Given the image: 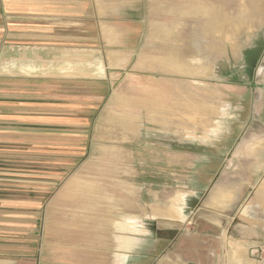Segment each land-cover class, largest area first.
<instances>
[{"label":"crops","instance_id":"crops-1","mask_svg":"<svg viewBox=\"0 0 264 264\" xmlns=\"http://www.w3.org/2000/svg\"><path fill=\"white\" fill-rule=\"evenodd\" d=\"M93 43L117 48L110 53L116 64L134 60L138 77L185 78L199 90H227L233 97L237 90L226 73L248 52L264 51V0H0V157L16 154L26 161L16 168L20 185L14 194L13 179L5 178L14 166L0 159V264H191L183 251H174L187 247L174 228L190 218L180 198L166 196L165 206H150L142 217L140 179L127 183L120 174L114 183L94 179L76 173L89 163L69 161L36 163L35 179L28 178L30 152L85 156L91 151L90 145H76L89 141L93 121L87 115L92 108L77 114L76 87L77 75L87 74L78 67L77 48L92 50ZM82 54L91 59L92 53ZM149 104L152 112L160 111L155 100ZM182 105L194 108L190 101ZM210 111L218 115L221 108ZM208 133L222 139L220 130ZM255 138L261 139L259 146L243 140L230 163L257 160L264 137ZM195 149L198 155L225 150ZM30 181L36 187L32 196ZM151 186L150 204L158 197ZM212 186L216 190L206 205L197 199L195 213L222 227L236 194L221 181ZM257 193L252 203L264 214V182ZM207 209L214 213H204ZM142 219L152 222L142 227ZM206 234L211 235L200 236Z\"/></svg>","mask_w":264,"mask_h":264},{"label":"rangeland","instance_id":"rangeland-1","mask_svg":"<svg viewBox=\"0 0 264 264\" xmlns=\"http://www.w3.org/2000/svg\"><path fill=\"white\" fill-rule=\"evenodd\" d=\"M128 48L131 49L132 44ZM77 51L78 62H82L78 67L87 70V74L77 75V114L80 115L84 109L89 111L92 108L87 115H90L93 121L92 126L88 128L91 133V137L87 139L89 141L84 143L78 140L76 145H90L91 151L86 152L85 156H54L51 153L38 156L30 152L27 161L29 180L35 179L37 172L32 168L36 163L68 161L74 164L89 163L90 165L84 171L76 173L86 174L94 179H102V181L108 179L114 183L117 174L123 176L127 183L128 180L138 182L140 179L141 186L137 187L141 189L142 217L147 216L145 213L150 206L153 209L165 206L166 196L180 198L179 205L189 211L190 218L174 226V228L178 227L183 242L187 243L186 248L181 249L182 247L178 246L174 251H178L179 255L183 254L185 261L191 264H197L196 262L198 264L199 262L203 264H264V214L260 218L248 219L251 217V214H248V207L253 205V200L247 199L246 195L249 190L254 191L253 196L258 194L264 182V176L256 185L250 181L252 161L239 159L235 163H230V159L226 160L227 155L221 159L216 153L218 151L211 149L215 158L220 160L221 184H225L231 189V193L236 194V196L233 194L236 201H231L230 205L233 208L224 213V216H233V225L226 224L227 229L231 226L228 233L225 232L227 229L224 230L219 225L208 224L202 218L198 219L195 213L202 195L208 190L207 192L212 196L216 190L212 189L209 192L208 186L202 185L199 180L202 179L207 166L212 165V156H208L209 153L198 155L195 148L208 146L229 148L227 144L229 141L224 136L231 135L238 126L239 122L235 119L238 112V102L235 100L237 97L229 96L227 90H221V92H214L208 88L199 90L185 78L168 75L167 77L162 75L159 80L154 77H138L133 72L134 60L131 59L129 65L116 64L110 53L117 51V48L106 47L105 44L93 43L92 50L86 48V51L85 48L78 46ZM84 52L92 53L91 59H81ZM214 61L221 63L219 65L221 69L227 68L223 60ZM237 63L238 66H243V60H237ZM237 72L239 74V69ZM158 74L154 72L152 75L159 76ZM236 82L238 84L244 82V76L239 74ZM149 100H155L156 108L160 111L152 112L155 107L149 106L151 102ZM188 101L190 106L194 105V111L182 105ZM159 104L165 105L159 106ZM213 106L221 108L218 115L210 111L214 108ZM219 117V121L214 123L213 120ZM193 118H197L198 121L192 123ZM214 129L220 130L221 140L211 137L212 135L208 133ZM245 140L251 144L254 143L255 146L256 144L259 146L261 141L255 137ZM246 141L241 147L246 145ZM236 146L232 145L230 148L237 150L238 146ZM0 159L14 166L11 170L5 171V178L13 179L11 188L16 194L20 185L15 181L20 178V171L16 168L26 161L16 154L11 156L8 154ZM254 163H258V160ZM117 164L119 165L118 173ZM255 166L253 173H257L255 169L259 164ZM150 183L156 186L158 195L157 201L153 202L152 199L151 204L148 200L150 199L148 194L152 188ZM35 188L30 181V196L34 194ZM49 197L50 195H46V201ZM217 212L219 211H215ZM204 213L214 212H208L207 209ZM143 221L142 219V227L144 223L152 222ZM160 223L158 221V227H164L159 225ZM201 231L211 235L206 234L202 237ZM180 251L183 253L181 254Z\"/></svg>","mask_w":264,"mask_h":264},{"label":"flooded vegetation","instance_id":"flooded-vegetation-1","mask_svg":"<svg viewBox=\"0 0 264 264\" xmlns=\"http://www.w3.org/2000/svg\"><path fill=\"white\" fill-rule=\"evenodd\" d=\"M242 60L243 66H238L237 63L231 68L230 71L226 73V76L230 77L233 86H235L236 90H238L236 94L233 95V97H239V99L235 98V100L238 102V112L235 116V119L239 122L238 126L235 127L232 132V137L228 140L229 142L227 144L229 148L218 151V157L221 159L227 155L226 160H229L232 157L233 150L235 149L233 147L230 148V146H238L245 139L264 137V51L248 52L247 56ZM238 69L239 74L244 76V82L239 84L236 82L237 76L239 75L237 72ZM226 151L229 153L227 152L226 154ZM208 156H212V165L207 166L208 168L204 170V173L202 174V179L199 180L202 185L208 186L210 184L208 188L210 192V190H212L211 187H213L212 185H217L219 184V181H221L220 177L222 173V167L219 162L220 160H217L214 154H210ZM257 160L258 163H251L252 167H256L255 165L259 164V168L255 169L257 173H253V169L250 170V181H252V183L255 185L258 184L259 180L264 176V151L259 155ZM206 192L201 198V201H203L202 203H204L209 198L210 193L207 192L206 194ZM253 192V190H249L246 198H250L252 201L254 198ZM231 207L233 208V206ZM231 207H229L227 210L229 211ZM248 209V214L250 213L252 218L263 217V213L259 207L251 205V207ZM226 217H229L230 221L231 218H233L232 215H227ZM228 223L233 225L234 222L231 224V222L228 220H222V229H227L228 226H226V224ZM230 227L225 232L228 233Z\"/></svg>","mask_w":264,"mask_h":264}]
</instances>
